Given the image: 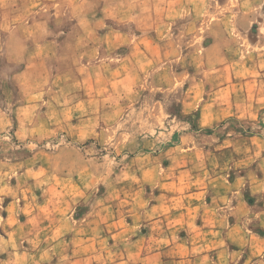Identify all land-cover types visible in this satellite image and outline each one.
Wrapping results in <instances>:
<instances>
[{
    "label": "rangeland",
    "instance_id": "rangeland-1",
    "mask_svg": "<svg viewBox=\"0 0 264 264\" xmlns=\"http://www.w3.org/2000/svg\"><path fill=\"white\" fill-rule=\"evenodd\" d=\"M263 23L264 0H0V111L21 113L26 134L59 126L24 147L12 131L1 134L0 161L24 159L29 167L11 175L41 188L76 184L88 200L106 194L110 212L134 207L164 173L160 165L151 172L156 164H198L201 155L178 141L195 130L219 70L248 79L253 61L264 60ZM11 34L58 39L23 92L11 85L19 66L5 57Z\"/></svg>",
    "mask_w": 264,
    "mask_h": 264
},
{
    "label": "crops",
    "instance_id": "crops-1",
    "mask_svg": "<svg viewBox=\"0 0 264 264\" xmlns=\"http://www.w3.org/2000/svg\"><path fill=\"white\" fill-rule=\"evenodd\" d=\"M11 37L3 40L8 63L19 66L11 85L23 92L33 88V73L46 70L58 39ZM256 62L248 79L218 71L195 130L178 141L202 158L156 164L151 172L160 165L164 173L153 175L151 195H140L130 209L119 204L110 212L106 194L88 200L76 184L41 188L11 175L15 166L29 167L24 159L0 161V249L6 250L0 264H264V60ZM19 114L13 119L0 111V135L12 131L19 147L59 133L45 122L26 134ZM110 250L118 251L110 256Z\"/></svg>",
    "mask_w": 264,
    "mask_h": 264
}]
</instances>
